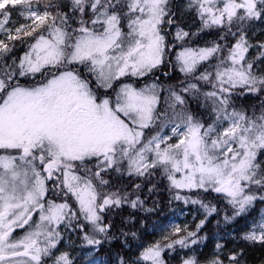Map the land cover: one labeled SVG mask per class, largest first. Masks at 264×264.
<instances>
[{"label":"rangeland","instance_id":"1","mask_svg":"<svg viewBox=\"0 0 264 264\" xmlns=\"http://www.w3.org/2000/svg\"><path fill=\"white\" fill-rule=\"evenodd\" d=\"M35 0H0V10L15 6L34 25L49 20L48 11L37 10ZM166 0H129L126 10L131 17L118 23L116 16L105 8V0H95L86 8L94 24H102V32H83L75 37L66 63L85 60L97 82L108 87L119 76H143L162 57L164 36L159 26ZM258 0H191L211 22L229 19L237 11L246 15L257 13ZM99 3L95 14L89 12ZM117 3L114 5L116 6ZM85 29V23H81ZM7 30L6 19L0 17V36ZM47 36L37 37L21 56L24 72H37L54 65L62 57L66 36L58 28ZM264 31V17L251 29V38ZM176 38H181L177 30ZM8 38V36H7ZM0 39V46L4 43ZM251 48V49H250ZM211 52L206 48H183L176 52L178 67L184 73L194 70ZM228 67L218 69L209 78V86L238 89L264 82L258 73L264 66V39L250 43L241 37L228 56ZM82 62V61H81ZM2 80L0 79V88ZM89 84L72 70H64L44 84L35 87L12 88L0 102V210L11 221H25L21 236L4 241L0 231V264H42V257H51L48 264H109L95 254L101 234L100 206L92 180L67 170L60 176L77 204L79 215L90 232L82 231L77 248L76 232L69 224L77 213L66 202H42L45 197V177L37 162L44 156L54 162L96 159L99 169L121 168L134 174L164 164L179 199L193 205L184 195L197 189L228 195L238 208L252 203L243 188L264 181L263 120L252 123L234 111L220 112L208 125H199L189 116H172L163 120L161 131L149 140L143 130L155 119L159 87L146 83L137 87L120 84L112 100H95ZM10 149H16L12 154ZM6 153V154H5ZM59 166V164H56ZM60 167V166H59ZM110 200H116V197ZM264 200V196L262 197ZM194 206V211H195ZM33 211V216L26 218ZM210 210L199 203V212L187 214L177 209L155 229L156 240L142 245L131 256L133 264H163L162 241L171 232L193 233L196 217H206ZM91 235V237H90ZM228 241L219 234L213 236V247L206 256L196 260L176 251L179 264H211L221 255H235L239 238L227 232ZM240 239L264 244V206L258 210V220L249 223ZM166 245L171 242L166 240ZM189 241V243H191ZM229 242V243H227ZM176 245V244H174ZM177 247V245L175 246ZM186 247V245H185ZM231 264H244L231 262Z\"/></svg>","mask_w":264,"mask_h":264},{"label":"trees","instance_id":"2","mask_svg":"<svg viewBox=\"0 0 264 264\" xmlns=\"http://www.w3.org/2000/svg\"><path fill=\"white\" fill-rule=\"evenodd\" d=\"M93 1L95 0H35L32 6L37 10L48 11L50 16L49 20L39 25L24 18L15 6L0 10V17L6 19L7 25V30L0 36L4 41L0 46V102L14 87L40 86L62 71L72 70L89 84L88 87L97 101L103 99L102 97L112 100L118 86L123 83L129 82L137 87L149 82L156 83L159 87V99L154 121L143 130L146 141L161 131L164 119L169 120L173 115L189 116L203 126L214 122L220 112L234 111L248 122L259 123L263 120L264 126V82H254L251 86L223 92L226 86H209L203 79L206 75L211 78L216 70L228 67V56L241 37H246L250 43L264 39V31L251 38L252 27L258 22L259 16L264 17V0L257 1L258 17L246 15L243 10H239L229 19L219 22L209 21L191 0H166L159 26L164 36L160 62L141 77L119 76L108 87L97 82L90 63L88 72V63L85 60L64 62L69 61L66 57L80 31L102 32L103 25L91 22L92 16L83 19V15H87L86 8ZM105 1L110 2L105 8L116 16L119 24L129 20L131 13L126 10L129 0ZM97 7H101L98 2L95 7H90L89 12L95 14ZM82 22L85 23V29ZM54 28L62 30L66 36L60 60L37 72H24L20 64L18 65L21 56L37 37L51 34ZM177 30L181 33V38L175 37ZM183 48H206L211 49V52L194 70L184 73L175 59L176 52ZM258 73L264 76V66H260ZM15 151L16 149H10L12 154ZM95 162L96 159L89 158L58 164L62 170H70L89 178L96 186L97 197L103 203L99 213L102 229L101 234L92 235V238L99 240L92 248L96 249L95 254L106 258L109 264H133L131 256L136 255L142 245L157 239L155 229L163 225L175 210L185 209L189 215L192 212L196 214L199 212V203L205 205L210 213L200 220L196 217L192 234L180 230L171 231L166 236L162 241L165 244L161 253L163 264H179L176 251L185 253L188 258L199 260L206 256L205 250L212 249L215 234H219L226 241L231 239L226 238L227 232L232 237L239 238L236 241L237 248L232 251L235 255L232 258L221 255L211 264H264V244L240 239V234L246 231L249 223L258 220V210L264 206V181L245 185L244 195L254 197V201L243 208L233 204L228 195L200 189L184 195L194 200L193 205L184 201L181 205L182 200L176 195L178 189L171 183L170 170L164 164L157 163L141 172L125 174L123 169L116 167L101 170ZM60 179L48 185L42 202H66L76 211L77 216L75 220H71L69 226L76 232L75 243L80 248L79 243L82 240L79 227L86 234L90 232L79 215L75 200L65 190ZM115 197L116 200H110ZM167 239L171 242L170 246L166 245L168 242L165 243ZM50 260L51 257L43 256L42 264H48ZM75 262L76 260H71L68 264Z\"/></svg>","mask_w":264,"mask_h":264},{"label":"flooded vegetation","instance_id":"3","mask_svg":"<svg viewBox=\"0 0 264 264\" xmlns=\"http://www.w3.org/2000/svg\"><path fill=\"white\" fill-rule=\"evenodd\" d=\"M58 162L52 161V159L44 156L40 161L37 162V166L42 168L45 177V190L48 185H52L54 181L59 179V176L63 178V172H67L65 169H60ZM90 169L88 165L87 170ZM98 173V172H96ZM89 180V178L82 176ZM52 187V186H51ZM66 188L65 186H63ZM67 191V189H65ZM33 211H30L26 218H31L33 216ZM10 215H5L3 211L0 210V231L2 232L3 240L6 241L11 238V236H21L24 231L25 221H11Z\"/></svg>","mask_w":264,"mask_h":264}]
</instances>
